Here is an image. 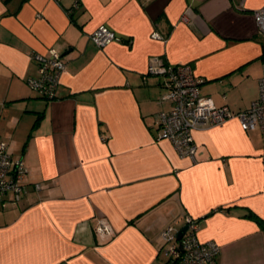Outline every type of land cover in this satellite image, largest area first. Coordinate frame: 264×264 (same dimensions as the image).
<instances>
[{
  "label": "crops",
  "instance_id": "1",
  "mask_svg": "<svg viewBox=\"0 0 264 264\" xmlns=\"http://www.w3.org/2000/svg\"><path fill=\"white\" fill-rule=\"evenodd\" d=\"M264 0H0V141L27 169L17 204L0 200V264H163V229L197 220L215 264H264L263 136L238 120L193 132V157L158 138L170 104L157 56L205 79L232 111L257 99ZM100 24L119 41L89 38ZM158 32L162 39H152ZM65 63L57 96L30 88L32 53ZM98 220L109 233L98 230ZM164 252V254H163Z\"/></svg>",
  "mask_w": 264,
  "mask_h": 264
},
{
  "label": "built area",
  "instance_id": "2",
  "mask_svg": "<svg viewBox=\"0 0 264 264\" xmlns=\"http://www.w3.org/2000/svg\"><path fill=\"white\" fill-rule=\"evenodd\" d=\"M258 33L264 36V6L252 11ZM90 40L99 48L119 41L118 35L104 24L98 25L89 35ZM152 39H162L158 32L151 34ZM37 64V76L27 80L30 88L44 99L51 100L57 96L60 76L65 68L62 56L54 49L47 54L32 53ZM264 71V54H263ZM149 75L162 77L161 85L165 93L163 101L170 104L167 111L157 114L158 138L169 140L182 156L193 157L196 143L193 132L218 126L235 118L242 130L259 129L263 136L262 157L264 158V72L259 79L258 97L247 109L232 111L227 106H216L212 99L202 96L200 86L205 79L195 74L188 64H169L160 57L151 58L147 68ZM27 169L21 159H15L6 144L0 141V200L11 193L8 202L17 204L24 192ZM187 230L180 239L171 224L167 225L161 235L168 245L165 249L166 259L163 264H215L220 246L215 241H200L197 232L199 225L191 216L185 217ZM98 230L109 233L103 221L98 220Z\"/></svg>",
  "mask_w": 264,
  "mask_h": 264
},
{
  "label": "water",
  "instance_id": "3",
  "mask_svg": "<svg viewBox=\"0 0 264 264\" xmlns=\"http://www.w3.org/2000/svg\"><path fill=\"white\" fill-rule=\"evenodd\" d=\"M187 228H188V226L185 225L180 230H178V232L176 233V238L180 239L183 236V234L185 233V231L187 230Z\"/></svg>",
  "mask_w": 264,
  "mask_h": 264
},
{
  "label": "trees",
  "instance_id": "4",
  "mask_svg": "<svg viewBox=\"0 0 264 264\" xmlns=\"http://www.w3.org/2000/svg\"><path fill=\"white\" fill-rule=\"evenodd\" d=\"M247 216L253 218L257 222H260L261 225H264V220L259 219L254 213L250 212L247 214Z\"/></svg>",
  "mask_w": 264,
  "mask_h": 264
},
{
  "label": "rangeland",
  "instance_id": "5",
  "mask_svg": "<svg viewBox=\"0 0 264 264\" xmlns=\"http://www.w3.org/2000/svg\"><path fill=\"white\" fill-rule=\"evenodd\" d=\"M34 93H36V92H34ZM173 225H175V229H178V228H180V226H181V224L180 223H172ZM164 244V243H163ZM168 248V245L165 243L164 245H163V251L165 250V249H167ZM163 254H164V252H163ZM164 256H165V254H164ZM165 259H166V256H165Z\"/></svg>",
  "mask_w": 264,
  "mask_h": 264
}]
</instances>
